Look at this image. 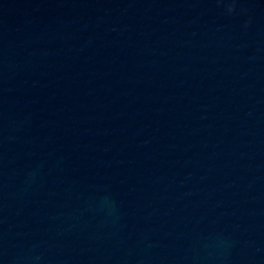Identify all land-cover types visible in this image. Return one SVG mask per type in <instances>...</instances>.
<instances>
[{"label":"water","instance_id":"obj_1","mask_svg":"<svg viewBox=\"0 0 264 264\" xmlns=\"http://www.w3.org/2000/svg\"><path fill=\"white\" fill-rule=\"evenodd\" d=\"M0 264H264V0H0Z\"/></svg>","mask_w":264,"mask_h":264},{"label":"clouds","instance_id":"obj_2","mask_svg":"<svg viewBox=\"0 0 264 264\" xmlns=\"http://www.w3.org/2000/svg\"><path fill=\"white\" fill-rule=\"evenodd\" d=\"M231 11V9H229V12Z\"/></svg>","mask_w":264,"mask_h":264}]
</instances>
